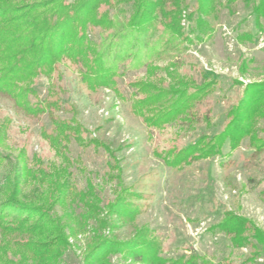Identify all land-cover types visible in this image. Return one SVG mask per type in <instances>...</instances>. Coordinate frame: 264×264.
<instances>
[{
	"label": "trees",
	"instance_id": "16d2710c",
	"mask_svg": "<svg viewBox=\"0 0 264 264\" xmlns=\"http://www.w3.org/2000/svg\"><path fill=\"white\" fill-rule=\"evenodd\" d=\"M129 1L132 8L113 14L111 10L120 0H0V94L11 97L15 106L29 115L48 113L52 117L64 102L41 97L38 86L46 78L50 93L53 83L62 76L60 71L55 74L61 64L76 67L78 84L93 94L103 88L119 91L118 80L129 68L143 65L149 76H157L161 69L171 78L166 85L164 76L158 81L141 77L130 83L136 99L134 108L146 126L162 129L182 120L190 124L198 113L197 103L217 81L216 76L201 72L204 83L197 84L193 77L180 72L184 44L211 37L217 14L209 11L210 16L203 18L180 0ZM183 19L191 22L188 30ZM179 54L181 60L173 59ZM166 59L169 62L159 65ZM229 115L224 130L210 140L202 138L192 146L169 150L170 166L219 155L226 140L235 149L246 136H251L256 150L264 148V128L254 126L264 119V82L251 85ZM10 123V118L0 122L2 145L8 138ZM39 131V136L68 164L67 152L73 138L87 146H104L112 154L97 139L91 137L85 142V130L74 119L52 117L50 124H43ZM16 157L12 161L0 150V167L11 166L0 186V264H63L64 254L72 247L69 236L87 231L91 220L95 227L84 257L86 264H109V256L117 253L144 264H209L196 255L162 257L160 243L148 228H136L128 240L108 236L104 230L116 227L110 219L113 215L134 220L141 210L138 203L130 201V197L141 195L120 178H116L115 197L106 205H101L103 198L95 188L80 190L78 197L84 208L76 215L73 208L68 210L72 194L66 164H47L36 152L30 157L26 146ZM113 160L117 161L114 156ZM119 168L118 164L114 166ZM30 184L34 186L31 193L24 192L22 185ZM58 206L68 207L66 213L59 215ZM212 228L213 232L230 236L237 246L247 244L250 236L258 240L261 248L253 245L254 253L244 262H254L260 249L264 252V233L246 218L226 212L224 220Z\"/></svg>",
	"mask_w": 264,
	"mask_h": 264
},
{
	"label": "rangeland",
	"instance_id": "374dc122",
	"mask_svg": "<svg viewBox=\"0 0 264 264\" xmlns=\"http://www.w3.org/2000/svg\"><path fill=\"white\" fill-rule=\"evenodd\" d=\"M120 1L111 10L113 14L132 8V1ZM180 1L203 18L210 16L209 11L217 14L213 17L211 37L184 44L185 59L180 72L193 77L197 84L204 83L203 72L212 78L216 76L217 81L212 91L197 103L200 113L195 115V120L190 124L182 120L156 129L147 127L135 110L136 99L130 83L141 77L158 81L164 76L166 85L171 81L166 71L158 70L157 77L147 75L146 66L132 67L118 80L119 91L103 88L93 94L78 84L76 67L61 64L55 74L60 71L62 76L58 83H53L50 93L46 78L38 86L41 97L64 102L52 117L74 119L85 130L82 133L85 142L91 137L97 139L112 154L104 146H87L73 138L67 152L68 164L39 136L40 126L50 124L52 117L48 113L38 117L29 115L16 107L11 97L1 94L0 122L10 118L11 123L0 150L13 161L26 146L30 157L36 152L47 164L57 167L66 164L71 173L68 183L72 195L68 198L69 208L57 207L59 215L66 213L67 208L69 211L73 208L79 215L84 206L78 192L91 187L103 198L101 205H106L115 197L116 178H120L125 186L141 195L130 197L141 210L134 220L113 215L110 219L116 227L104 230L108 236L128 240L136 228H148L160 243L162 257L196 255L209 264H264L261 249L254 262H244L254 253L253 247L259 245L257 239L250 236L247 244L237 246L230 236L212 231L213 226L224 220L225 213L231 212L252 221L264 233V148L256 150L251 145V136H246L235 149L226 140L216 156L174 167L168 161L172 148L192 146L202 138L206 142L220 134L231 119L230 110L238 105L246 90L264 82V0ZM182 24L186 30L191 26L187 19ZM181 58L179 54L173 59ZM167 62L163 60L159 65ZM254 126L258 130L264 128V119ZM116 164L119 170L114 169ZM10 169L9 164L0 167V186ZM32 187V184L22 185L24 192L31 193ZM93 223L91 220L87 231L69 236L72 247L64 254L63 264H86L84 257L94 235ZM108 262L144 264L134 262L125 253L109 256Z\"/></svg>",
	"mask_w": 264,
	"mask_h": 264
}]
</instances>
